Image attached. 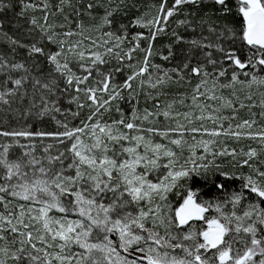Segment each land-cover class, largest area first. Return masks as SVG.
I'll return each mask as SVG.
<instances>
[{
    "label": "snow or ice",
    "instance_id": "1",
    "mask_svg": "<svg viewBox=\"0 0 264 264\" xmlns=\"http://www.w3.org/2000/svg\"><path fill=\"white\" fill-rule=\"evenodd\" d=\"M128 7L126 0H0V111L24 121L23 127L0 128V264H264V125L255 127V113L239 118L233 100L220 106L231 108V116L198 103L223 100L216 89L235 83L264 85L254 71L243 72L246 79L239 80V70L264 71V0H159L154 11L129 24L119 22L116 14ZM98 8L103 9L98 22L86 23L82 17L97 20ZM174 17L183 31L171 30L174 43L167 45V54L154 52L157 37L167 33ZM114 24L115 30H104ZM130 27L146 31L130 35ZM94 32L100 35L94 38ZM177 46L187 49L179 60ZM133 53L141 54L134 62ZM157 54L176 62L154 63ZM105 57L120 63L102 70ZM225 61L233 70L230 81L221 84ZM125 62L129 74L117 84L115 74ZM193 79L191 101L198 116L174 111L176 101L161 104L167 86ZM136 80L141 89L147 84L156 90L147 93L155 110L145 108L140 115L134 108L126 119L117 105L120 118L102 122L101 109L110 111L123 99V89L132 95ZM61 98L75 103L76 110L62 108ZM236 100L239 108L248 107ZM62 113L65 118L59 119ZM161 115L174 126L144 127ZM67 116L80 118V126H70ZM45 117L55 122V130L34 129L28 122ZM156 134L167 142L153 140ZM221 137L257 141L260 150L231 147ZM48 139L55 142V155L54 144L44 143ZM222 158L228 163L217 162ZM209 173L216 178L214 199L189 186L195 177L207 180ZM220 177L223 182H217ZM237 179L238 188L227 187ZM181 189L182 202L173 209L169 194L180 195ZM210 210L215 214L206 215ZM197 220L206 226L189 224Z\"/></svg>",
    "mask_w": 264,
    "mask_h": 264
},
{
    "label": "rangeland",
    "instance_id": "2",
    "mask_svg": "<svg viewBox=\"0 0 264 264\" xmlns=\"http://www.w3.org/2000/svg\"><path fill=\"white\" fill-rule=\"evenodd\" d=\"M75 2V0H74ZM87 2H89V0H80L79 4H86ZM126 2L128 3V1L126 0ZM126 9H123L121 12H124ZM70 11V10H69ZM154 11V10H153ZM148 12H152V11H148ZM147 12V13H148ZM100 13V15H103V9L102 8H98L95 10L94 15ZM100 15H95L97 16V20L95 21H89L88 18H84L86 23H91V24H95L98 22V17ZM117 15V14H116ZM83 18V17H82ZM117 19L119 20V22L124 23V24H129L131 21V18H127L123 15H121L120 17H117ZM74 27V25H73ZM117 27L116 24H114L112 26V29H109L107 26L105 27V31L107 30H115ZM139 30H143L146 31L144 29H140L138 27H130L129 28V33L131 35V33H134L135 31H139ZM190 29L188 32L185 33L186 36H188L190 34ZM100 33L99 32H94L93 36L94 38L99 36ZM205 35H207V33H205ZM85 43H87V41H85ZM155 44V43H154ZM142 46H143V42H142ZM187 49L184 48L183 50L179 47H176V55L181 54L182 52L186 53ZM141 54L139 53H133V62L135 61V59ZM195 55L199 56V53H195ZM214 57H219V53H214ZM107 63L106 65H102L101 68L103 69H108V70H113L115 68V66L117 64H119L120 62L115 58V57H105ZM160 61L163 63V65L165 67H169V66H173L171 65L169 62H164L161 60V58L159 57ZM157 58H155L153 60L154 63H156ZM112 65H108V63H111ZM127 62H125V65L122 66V70L119 73L115 74V82L117 84H120L123 82V80L126 78V76L129 74V71L126 67ZM112 66V67H110ZM110 67V68H109ZM224 67L227 68V73L226 76L223 78H220L219 83L224 84V83H228L230 81V76H231V72L233 70V68L231 67V63L228 61L224 62ZM209 70L211 71L212 69L209 68ZM240 71V70H239ZM254 71L258 77H264V74L260 73V69L259 67H257L256 69H251L248 68L246 71H240V76H239V80L240 81H244L246 79V77L243 75V72H252ZM250 80V76L247 78ZM192 82H197V80H193ZM92 83H94L92 81ZM133 89L135 90L134 93L132 95H129V91L128 89H123L122 91V96L123 99L118 100V101H114L113 102V107L110 111L108 112H104L103 109H101V112L103 113L102 116V122H108L110 123L112 120H117L120 118V113L116 111V106L118 105L121 110L124 112L125 114V118H129L131 115V111L132 109H136L140 115L144 114V109L147 108L149 111H154V103L155 101L147 96L148 92H153L155 93L156 90L151 89L147 84L143 87V89L140 88L139 86V81H133ZM173 87L175 88V85H171V86H167L164 91L166 92V94L170 93V88ZM233 93H235V95H233ZM99 95V94H98ZM216 95L217 97H223L224 99H217V100H211V99H207L205 100L204 98H200L198 100V103L200 104H204L207 103L208 105L212 106L213 108H220V113L221 115L224 116H231L232 115V109L231 108H221L220 106L224 104L225 100H233L236 108L238 109V116L241 119H247L250 117V113H255L254 116H252V119L256 120V125L255 127L259 128L261 125H264V117H262L260 115V113L262 111H264V106H262V102H264V85H261L259 83H245V84H241V83H235L231 88L225 87V88H217L216 89ZM251 97V99H246V97ZM184 97V103L181 104L180 103V99ZM236 97H239L240 100H242L246 105H248V107L245 108H239V102L236 100ZM161 104H163L164 102H172V101H176V103L173 105V109L174 111L177 112H188V111H193L195 112L196 116L199 115V109L197 108H193L192 107V101H191V94L189 93H181L179 95H176L175 97L172 96V99L169 98H165V96L160 97L159 98ZM190 119H193V123L196 124L197 126H200V124L202 123L201 121L195 119L194 117H190ZM181 122H183V118H181ZM137 123H140V121H137ZM203 123H205L208 127H212L213 125L211 124L210 121H204ZM229 122L228 121H224V126L227 127V124ZM148 126H155L158 128H165L168 126H174V120H165V118L161 115L160 117L157 118L156 123L154 125H148L147 122L144 123V127H148ZM126 131V130H125ZM133 135H135L136 133H131ZM145 135H149L147 133H145ZM196 139L199 140L202 137V134L197 133L195 134ZM204 139H208V136H203ZM84 139L87 141L88 137L85 136ZM152 139L155 140L156 142H167L165 141L163 138H161L158 134L153 135ZM221 139H224L225 142L230 145L231 147H236V148H244V150L246 151L247 148L249 146L252 147H257L258 151L260 150V145L258 144L257 141H253V140H249V139H244L242 138L240 141H235L231 138H223L221 137ZM185 140H187V142L189 144L194 143V141L191 139V136L189 134H185ZM25 142L26 141H22ZM44 143H53L54 147L51 150L52 154L55 155L56 154V145L55 142L52 141L51 139L45 140ZM15 151L17 152V154L19 153V149H15ZM117 151H119L118 147H117ZM203 151V149L198 148L197 149V153H201ZM37 154H42V147H38L37 149ZM111 154V153H110ZM189 152H188V148L185 147L184 152H183V158H187ZM260 160L264 161V154H262L260 156ZM182 162V160H181ZM218 163H225L227 164V158H222V159H218L217 160ZM257 163H259V161H257ZM244 171H247V168H244ZM162 174V173H161ZM212 173H209V175ZM157 176V173H153L150 178L155 179V177ZM176 190H174L175 192ZM169 202L172 206L173 209H175L176 207L179 206V204L182 202L180 199V195H174L172 193L169 194ZM215 213L213 211L210 210L209 213H207L206 215H214ZM189 224H191L193 227L200 229L202 227H205L206 225H204L203 221H190ZM184 229H187V225L183 226ZM163 231V229H161V232ZM77 251H79V249H76Z\"/></svg>",
    "mask_w": 264,
    "mask_h": 264
},
{
    "label": "trees",
    "instance_id": "3",
    "mask_svg": "<svg viewBox=\"0 0 264 264\" xmlns=\"http://www.w3.org/2000/svg\"><path fill=\"white\" fill-rule=\"evenodd\" d=\"M128 1V5L129 7L124 11V12H119L117 13V17H120L121 15L127 17V18H131L134 19L136 16L138 15H142L144 13H147L148 11H153V5H156L159 3V0H127ZM51 2L53 4L58 3L59 0H51ZM172 0H169V3H171ZM230 4L234 3V0H229ZM80 3V0H79ZM207 11V10H205ZM9 16H11V13L8 14ZM95 15H100V13H97ZM101 16V15H100ZM87 18V17H83ZM175 17L170 21L169 24V29L167 31L166 34H161L157 37V40L155 41L154 44V52L156 53H164L167 54V45L169 43H174V37L171 36V30L175 29L177 31H183L182 28H177L176 24L174 23ZM221 20H228L231 21L232 17H222ZM12 26L6 25L5 26V30H8L9 28H11ZM4 47L3 43L0 42V49H2ZM179 47V46H177ZM176 51V49H175ZM177 54V52H176ZM184 54V52H182L179 55H176V60H179L181 58V55ZM247 54V49H245L243 51V53H241V57L242 59L246 56ZM160 55L157 54L155 58H157L156 63H161L163 64L160 59H159ZM176 61H171L169 62L171 65H174ZM230 62V61H228ZM231 63V62H230ZM108 65H112L111 63H108ZM112 67V66H110ZM109 67V68H110ZM248 68L244 69V70H240V71H246ZM261 74H264V71L260 70ZM194 81L196 79H193ZM89 83H92V80L89 81ZM196 82H192L191 84L187 83V82H182L179 85H175V88L171 87L170 88V93L165 95V98H169L172 99V96L175 97L176 95H179L181 93H189L192 94V86L195 84ZM29 91H31L29 89ZM61 106L62 108H67V107H71V109L73 111L76 110V105L75 103H73L72 105H68L67 103V98H61ZM81 117L86 118V114L89 112L88 108H84L81 109ZM59 119H64L65 118V114H60L58 116ZM67 121L69 123L70 126H80V118H75L73 119L71 116H67ZM6 122V123H5ZM28 122H31L33 124V128L34 129H39V128H46L48 130H55L56 125L55 122L50 120L49 118L45 117L43 122L40 121H36V120H30ZM24 126V121L17 117L15 113L13 112H4V111H0V128L3 127H11V128H17V127H23ZM37 155H41V154H37ZM57 167H59L57 165ZM215 176L213 174H210L208 179L205 180L202 176L201 177H195L193 181L189 182V186L193 187V190H199L200 191V195L205 198V199H214L218 194L215 191V188L213 187V180H215ZM224 178L220 177L219 181L217 182H223ZM240 185V181L237 179L234 183L229 181L227 184V187L230 189H236L238 188ZM183 195V190H180V199ZM182 201V199H181ZM2 210V209H0Z\"/></svg>",
    "mask_w": 264,
    "mask_h": 264
}]
</instances>
